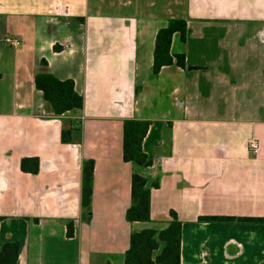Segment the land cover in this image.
Returning a JSON list of instances; mask_svg holds the SVG:
<instances>
[{
  "label": "crops",
  "instance_id": "crops-1",
  "mask_svg": "<svg viewBox=\"0 0 264 264\" xmlns=\"http://www.w3.org/2000/svg\"><path fill=\"white\" fill-rule=\"evenodd\" d=\"M171 18L187 22L186 40L175 33L171 46L187 67L154 74ZM39 73L72 79L83 108L57 117ZM125 119L151 122L152 165L124 160ZM69 120L81 143L62 142ZM24 157L39 158L37 173L22 170ZM135 172L151 188L150 221L126 218ZM171 210L181 264H264V223L199 220L264 217V0H0V248L19 241L17 264H126L131 233L167 228Z\"/></svg>",
  "mask_w": 264,
  "mask_h": 264
},
{
  "label": "trees",
  "instance_id": "trees-1",
  "mask_svg": "<svg viewBox=\"0 0 264 264\" xmlns=\"http://www.w3.org/2000/svg\"><path fill=\"white\" fill-rule=\"evenodd\" d=\"M179 33L182 41L187 37V22L182 18H171L167 26L161 28L156 36L154 49L153 73L158 74L163 66L176 64L186 66L184 53L171 51L172 39ZM36 88L41 90L45 99L52 105L55 115L62 116L73 109H81L84 105L83 96L77 92L72 79L62 80L50 73H39L35 77ZM139 89H137L138 91ZM149 120L125 119L123 137V157L144 166L152 165V159L144 151L143 141L150 127ZM64 143H81V129L72 121L64 124L61 133ZM93 159H86L82 168L81 219L90 222L92 218V201L94 193ZM40 161L37 157H24L21 168L25 172L37 173ZM155 181L152 187H159ZM170 222L167 228H153L131 233L130 246L124 254L126 264H181V228L182 221L176 211H170ZM128 221H150L151 219V188L147 178L139 173L132 175L131 205L127 209ZM199 220L214 222L264 223V217L252 216H200ZM74 235V221L68 223V236ZM20 253V242L9 241L0 248V264H17Z\"/></svg>",
  "mask_w": 264,
  "mask_h": 264
},
{
  "label": "built area",
  "instance_id": "built-area-1",
  "mask_svg": "<svg viewBox=\"0 0 264 264\" xmlns=\"http://www.w3.org/2000/svg\"><path fill=\"white\" fill-rule=\"evenodd\" d=\"M6 42L9 43L10 45L14 47H18L21 45V41L17 38L13 37H7L5 38ZM249 149L256 155H258L259 150H260V143L258 139L252 138L249 142Z\"/></svg>",
  "mask_w": 264,
  "mask_h": 264
}]
</instances>
